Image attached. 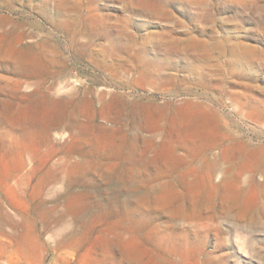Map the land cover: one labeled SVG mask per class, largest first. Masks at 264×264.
Wrapping results in <instances>:
<instances>
[{
  "label": "rangeland",
  "instance_id": "1",
  "mask_svg": "<svg viewBox=\"0 0 264 264\" xmlns=\"http://www.w3.org/2000/svg\"><path fill=\"white\" fill-rule=\"evenodd\" d=\"M0 34V264H264V0H0Z\"/></svg>",
  "mask_w": 264,
  "mask_h": 264
},
{
  "label": "bare ground",
  "instance_id": "2",
  "mask_svg": "<svg viewBox=\"0 0 264 264\" xmlns=\"http://www.w3.org/2000/svg\"><path fill=\"white\" fill-rule=\"evenodd\" d=\"M2 38H3V36L0 34V48H2L6 53H10V55H12V57H13L14 60H29L30 59L29 57H27L29 53L28 52H25V50L23 48H16V47L11 46V45H4V44H2V42H3L2 41L3 40ZM261 152H262V150H261Z\"/></svg>",
  "mask_w": 264,
  "mask_h": 264
}]
</instances>
